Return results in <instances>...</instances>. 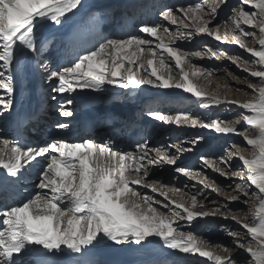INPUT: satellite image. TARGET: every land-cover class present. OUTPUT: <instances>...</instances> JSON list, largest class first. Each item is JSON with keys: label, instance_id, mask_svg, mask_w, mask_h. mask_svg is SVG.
<instances>
[{"label": "snow or ice", "instance_id": "snow-or-ice-1", "mask_svg": "<svg viewBox=\"0 0 264 264\" xmlns=\"http://www.w3.org/2000/svg\"><path fill=\"white\" fill-rule=\"evenodd\" d=\"M227 4L228 0L175 4L157 0L153 4L157 19L144 22L127 15L134 6L128 0L96 4L0 0V264H122L104 258L103 250L135 254L140 257L135 264H176L177 252L185 254V260L191 257L189 264H264V49L248 48L244 39L257 38L264 46V0H238L226 19L218 21ZM168 25L177 27L172 30ZM243 25L258 29V34ZM195 36L222 43L230 40L258 58L254 62L260 67L241 70L259 83L227 73L257 94L254 102L223 99L197 83L212 76L213 70L194 65L190 57L228 54L208 44L195 51L177 45L191 43ZM228 58L238 68L245 63L238 56ZM28 78L47 86L48 97L63 118L74 117V106L96 99L90 94L110 89L125 101L149 87L180 90L202 110L235 106L239 118L231 120L153 110L147 116L165 126L233 134L248 148L233 143L235 151L225 148L226 156L202 155L200 170H193L178 161L194 151L203 139L199 135L158 145L141 138L128 149L119 147L112 136L50 138L32 146L25 138H33L29 121L38 117L15 107ZM90 118L98 126L105 123L98 116ZM245 125L256 129V134ZM53 127L59 131L70 124L59 121ZM248 150L250 156L244 154ZM37 158L44 160L38 170L33 164L39 163ZM234 160L240 162L235 170ZM166 166L217 195L224 194L226 200L213 199L214 207H207L204 189L189 193L187 200L170 198L169 191L175 194L181 189L152 179L157 169ZM204 169L232 183L221 187ZM28 183L34 191L10 202ZM234 203L248 206V212L230 207ZM249 214L255 222H245ZM209 218L239 226L240 230L227 232L233 248L213 245L191 231L195 223ZM185 225L188 230H183ZM237 250L245 253L242 261L220 254Z\"/></svg>", "mask_w": 264, "mask_h": 264}, {"label": "bare ground", "instance_id": "bare-ground-1", "mask_svg": "<svg viewBox=\"0 0 264 264\" xmlns=\"http://www.w3.org/2000/svg\"><path fill=\"white\" fill-rule=\"evenodd\" d=\"M190 1V0H188ZM86 4H96L103 2V0H85ZM116 2V0H114ZM128 2L133 7H130L127 10V15L129 17L135 18L137 21H144V22H152L153 20L157 19L154 16V8L153 4L157 2V0H128ZM165 2L169 4L175 3H186L187 0H165ZM238 6V0H228V4L224 6L220 12L217 20L226 19L227 15H229V10L234 7ZM85 10V14H86ZM119 15V13H118ZM172 30H174V26L168 25ZM243 29L248 31H255L258 34V29L251 28L250 26L243 25ZM225 29L222 27L221 31L223 32ZM127 31V29H126ZM144 35V34H141ZM199 44L202 42L200 46L204 44H210L212 49L217 50L218 53L223 52L227 53L228 55L220 54L218 57L211 56L216 62H213L211 68L213 69L214 75H221V78H224L225 75L229 81L234 80L232 76L228 77L226 70L232 69L235 71L236 76H243L247 77V73L243 72L241 69L243 68L242 65L240 68L234 69L229 65V56H238L242 60H252L253 68H258L260 65L255 63L254 61L258 58L252 57L249 53H242L239 49L238 45H235L229 41L221 42L222 46H214L212 41H210V37L206 36H195ZM250 38H252L250 40ZM246 37L245 43L248 48H255L257 51L264 49V46H261L259 40L254 37ZM149 39H152L149 37ZM198 46L196 47H199ZM177 45L180 47V43L177 42ZM184 48V45L182 46ZM191 48L190 44L186 45L185 49ZM238 48L239 51L236 49ZM231 78V79H229ZM248 79L257 80L256 78L247 77ZM119 91V90H117ZM248 95L252 93L251 89L246 92ZM132 99L125 101L124 98L120 96H113L112 90L110 89L107 93L101 94H90V96L96 97V99L91 100L87 103L78 104L74 106L76 108L74 117L71 118H63L60 117L57 112L58 105L55 102L50 101L48 97V89L46 85H42L39 80L28 78V80L22 86V91L18 96L17 103L15 105L16 110L21 113H36V117H33L29 123L33 127V131L31 133L32 139L27 140V142L35 146L43 141H46L50 138H64L68 140H76L80 137H92L97 140H104L107 139L109 136H112L119 147L128 149L129 147L135 146V142L140 140L141 138H147L153 145H158L161 143H169L176 138H180L182 135L181 133H190L188 127H176L174 125L165 126L161 122L156 121L155 125L146 129H141L143 124L136 126L141 122L139 118L143 117L148 118L147 112L149 110L159 111L163 113H176L182 109H186L188 106L195 105L192 103L191 99H185L188 94L182 93L180 90L176 89H154L145 87L139 95L136 93H132ZM252 95H257L252 93ZM228 100V99H227ZM250 102V101H249ZM235 110H239L235 106L232 107ZM231 108V109H232ZM219 109V113L224 109H228V105H223ZM240 111V110H239ZM224 112V111H223ZM219 113H214L211 111L206 118L209 116H220ZM52 114V115H51ZM95 115L98 116L100 119L104 120L105 123L103 125H96L92 122L91 116ZM144 115V116H142ZM222 116V115H221ZM220 116V117H221ZM134 117L135 119H132ZM205 119V118H204ZM132 120H135L131 122ZM64 121L70 124L68 129L59 130L57 131L53 125L56 122ZM144 123V121L142 122ZM243 123V122H242ZM250 127V126H248ZM206 131L205 129H203ZM209 131V130H207ZM251 131L256 132V129H251ZM212 135H223V134H216L214 132L209 131ZM167 136V137H166ZM166 137V138H165ZM216 139L227 140L229 142L238 144L243 143L242 138L233 134L223 135V137L213 138V141ZM247 146V145H245ZM227 148V146H225ZM248 147V146H247ZM251 151V150H250ZM227 154V152H225ZM39 163L36 161L33 162L35 168L38 170L43 164V158H37ZM239 164L236 166L232 164L233 168H237ZM164 171L157 169L155 171V175L152 178H162V174ZM218 174V173H215ZM216 178V175H214ZM238 182V181H237ZM23 188H27V191H23ZM33 185L31 183L25 184L21 186V191L19 195L13 198L10 202L15 203L19 199L26 197L28 193L33 192ZM146 191V190H144ZM236 205L242 204H232L230 207H234ZM251 215V214H250ZM203 222V221H201ZM225 227H221V226ZM204 229L211 230L213 232H218L220 234L222 231L228 232L229 229L233 231L240 230L239 226L235 224L234 221L231 220H222V221H211V223L201 224L199 228L196 230L197 233H202ZM212 231L207 232L206 237L211 238L213 236ZM214 234V233H213ZM232 238L229 237L227 234L222 239L221 242L218 244L227 245L229 248H233L234 245L231 242ZM105 253L104 258L111 259V260H118L121 261L122 264H135V261L140 259V257L136 256L135 254H126V253H111L108 250H103ZM154 253H151L153 255ZM220 254L224 256L231 255L234 259L242 261L245 258V253L243 250H237L235 252H220ZM185 255V254H181ZM155 256V255H153ZM199 258V257H198ZM204 259V258H199ZM176 260V259H175ZM179 260V259H178ZM180 261V260H179ZM185 260H183L184 262ZM182 262V263H183ZM181 263V264H182ZM180 264V262H179Z\"/></svg>", "mask_w": 264, "mask_h": 264}, {"label": "rangeland", "instance_id": "rangeland-1", "mask_svg": "<svg viewBox=\"0 0 264 264\" xmlns=\"http://www.w3.org/2000/svg\"><path fill=\"white\" fill-rule=\"evenodd\" d=\"M188 2H195V0H190V1L187 0L186 3H188ZM201 2H202V0H201ZM172 26H174L175 29L177 27L175 25H172ZM181 30L187 31V29H183V28H181ZM251 39L252 38H250V40ZM210 41H212V43H214L212 45H214L216 47H217V45L222 46V43L219 41H215L212 39H210ZM179 43L181 44L180 47H182L184 45V48H186L187 44H190L191 48H188V50H190V51L203 50V46L205 45L204 44L203 46H200L202 44V42H200V44H199V41L196 37L193 38L191 43H188V42H179ZM198 44H199V47H196V46H198ZM208 45L211 47L210 44H208ZM236 49L239 51L240 48L239 49L236 48ZM240 51L242 53H247L243 49H240ZM190 59L194 65L201 66L204 69H212V70L214 68H211V66L213 65V62H216L214 59L211 58L210 55H207V54L204 55L203 57H190ZM243 61H245V63L241 64L243 68L244 67L253 68V66H252L253 63L251 62L252 60H250V61L243 60ZM228 62H229L230 67H233L234 69L238 68L235 64H233L231 62V59H229ZM173 67H174V65H173ZM226 72L227 73L231 72L232 74L236 75L235 71H233L232 69H229V68L226 70ZM220 76L213 74L210 77H202L199 81H197V83L201 87L207 88L208 91H210V92H218L220 97L223 99H228V100L239 99V100L250 101V102L255 101L256 95H252V93L249 95L246 94V92L249 90L247 88L246 84L241 83L235 79L229 81L225 75H223L224 78H221ZM229 76H231V75H228V77ZM239 77H243V76H239ZM229 79H231V78H229ZM251 80H253V79H251ZM255 81L257 83H259L258 80H255ZM225 84L227 85V87L224 86ZM229 89H231V90H229ZM235 89H242V91L238 92V91H235ZM211 111H213L216 114L219 113L218 108H211L208 110H202L197 105L188 106L186 109H182L178 112H187L193 116H200L201 119H204L208 116V114ZM223 111H221L219 113L220 116L222 115L221 116L222 119L231 120L234 118H239V113H240L239 110H235L232 108L231 110L224 109ZM178 112H176V113H178ZM176 113L172 112V114H176ZM142 116H144V115H142ZM245 127L250 129V127H248L247 125H245ZM188 129H191V130H189L190 133H188L187 131H186V133H181L182 136L180 138H176L175 140H173L171 142L186 141L195 135L202 136L203 139L199 142V144L196 146V148L194 149L193 152L184 154V156L178 161V165L181 167H189L193 170H200V167H201L200 161H199L200 156L203 155V156H207L209 158H216V159H218L221 156H226L227 154H225V148H226L225 146H227V149L229 151H235V148L231 147V145L233 143L229 142V139H227V140L216 139V141L212 140L213 138L223 137V135H221V136L220 135H212V133H210L209 131H207V130L204 131L203 129H200L199 127L188 128ZM250 131H251V129H250ZM251 132L253 133V135L256 134V132H253V131H251ZM238 144H240L242 147H245L246 149L248 148L243 143H238ZM244 154L246 156H250L251 151L250 150L245 151ZM239 163L240 162L238 160H234L232 162V164H234L235 166ZM235 169L236 168H233V170H235ZM163 171H164V173L162 174V178L161 179L156 178V179L163 181L165 185L170 184L173 187L181 189V191L176 192L175 194H173V192H171V191L168 192L170 198H172V199H180L181 197H183V199L187 200L189 193L195 194L198 192V190L204 189L206 191V193H208V200L205 201L207 207H214V205H212L210 203V201L213 199H215L217 201H225L226 200V196L224 194L217 195L216 193L211 192L210 187L205 189V185L199 184L195 180H188L187 177H184L178 173H175L172 170L171 166H166ZM204 173L211 181H214L216 184L220 185L221 187L226 188L227 185L232 183L231 180L225 179L224 177H221L219 174L213 173L211 171V169H204ZM214 175H216V178H214L215 177ZM173 177H176V179H173ZM152 179H155V178H152ZM164 190L168 191V188H165ZM200 198L202 199L203 197H200ZM160 199H163V198L160 197ZM232 208H239V209H243L245 213L248 212V206H246L244 204L236 205ZM236 215H238V216L243 215V213L238 212V213H236ZM255 219H256L255 217H253L252 215L249 214L248 219L245 222L253 223V222H255ZM217 220L222 221L223 219L222 218H209V221L206 223L210 224L211 221H217ZM204 222L205 221H203V222L199 221V222L195 223V226L193 228H191V231L194 232L198 237H202L205 240L209 241L211 244L218 245V243L221 242L222 239H224V237L226 236L227 233L222 231L220 234H218V232H213L212 229L211 230L204 229L202 233H197L196 230L199 228V226L201 224H204ZM183 230H188L187 225H185ZM209 231H212V233H210V234L213 235V236H211L210 239L206 237L207 232H209ZM214 250L220 251V249H218V248L214 249ZM222 252H227V251H222ZM153 253H154L153 255L156 254L155 251ZM184 256L185 255H181V253L177 252L175 254L176 264H179V262L181 264L183 262V260H185ZM191 259H192L191 257H188V260H185L182 264H189ZM197 259H199V258L197 257ZM204 259H206V258H204Z\"/></svg>", "mask_w": 264, "mask_h": 264}]
</instances>
